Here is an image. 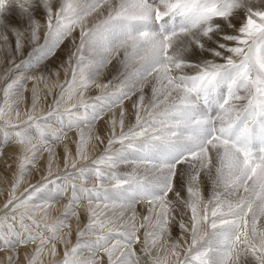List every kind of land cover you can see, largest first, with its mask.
I'll return each mask as SVG.
<instances>
[{"label": "snow or ice", "instance_id": "snow-or-ice-1", "mask_svg": "<svg viewBox=\"0 0 264 264\" xmlns=\"http://www.w3.org/2000/svg\"><path fill=\"white\" fill-rule=\"evenodd\" d=\"M0 52V264H264V0H0Z\"/></svg>", "mask_w": 264, "mask_h": 264}, {"label": "rangeland", "instance_id": "rangeland-1", "mask_svg": "<svg viewBox=\"0 0 264 264\" xmlns=\"http://www.w3.org/2000/svg\"><path fill=\"white\" fill-rule=\"evenodd\" d=\"M7 19L12 23V24H17L18 22H19V14H18V9L17 8H15V7H13V8H11L10 9V15L7 17ZM74 36L77 38V43H78V37H79V32H78V30H77V32L76 33H74ZM10 39H11V37H10ZM73 45L70 43V42H66L65 43V45H63L62 46V48H61V50H59V53H58V55H57V57H55L54 59H52L51 60V62L48 64V68L50 69L49 71H45V75L46 76H48V78H49V82L51 83L53 80H55V77H54V73L55 72H57V71H59L60 72V77H59V80L61 81V82H63L64 81V79H65V75H64V69L65 68H67L68 67V65H67V57H68V55L70 54V52H71V50L73 49ZM31 49H30V47H28V48H26L25 49V54H27V52L28 51H30ZM117 59V60H116ZM118 59L119 58H114L113 59V61H112V64H110L109 66H108V68H107V70H105L104 71V76L105 77H103L104 78V83H106L108 80H110V79H112L111 77H113L114 75H115V72L117 73V69L119 68V64H118ZM116 60V61H115ZM17 62H19V60L17 59ZM61 65H63V67H61ZM7 67V64H6V61L4 60V55H3V52H0V77H3V75H4V71H5V68ZM41 71H44L43 69H41ZM37 74H39V72H37ZM102 74V75H103ZM101 82V81H100ZM102 82V83H103ZM3 85H4V80L2 79V78H0V87H3ZM32 87H33V82L32 81H29L28 82V85H27V88H28V91L25 93V95L28 97V101L26 102V103H29L30 104V100H31V90H32ZM40 87H41V89H43V84H41L40 85ZM96 91V92H94V91ZM90 93H88V95L89 96H93V95H96V94H98L99 93V89H96V88H94ZM146 88H145V90H144V93H145V95H146ZM56 92H58V89H53V95L56 93ZM94 92V93H93ZM41 95L43 96L44 95V93L42 92L41 93ZM134 100L136 99V97L134 96V97H132ZM50 97L48 98V100H44V99H41V102H40V104L38 105V108H44L45 110H46V108H47V104L50 102ZM132 99V100H133ZM129 105H128V104ZM126 104L128 105L127 107H126ZM126 104H125V107L126 108H128V107H131V102H126ZM24 109H25V105L24 104H22V105H20V111H24ZM130 108H128V111H130L129 112V118H131V109L129 110ZM119 111V110H118ZM107 117V116H106ZM105 117V118H106ZM107 119V118H106ZM105 119V120H106ZM102 122V123H101ZM99 124H98V128L99 127H102V125H103V128L100 130V128H99V130H100V132L103 134L104 133V129H105V124H104V121H101ZM102 124V125H101ZM99 125H101V126H99ZM103 130V131H102ZM70 135V137L72 138V139H75V135H74V133H70L69 134ZM72 147V150H73V155H75V146L74 145H72L71 146ZM17 151H18V149H16L15 147H8V148H6L5 150H4V152H5V155L4 156H2V157H0V172L1 171H3L4 170V172H10L7 176H6V178L8 177V176H11V173L13 172V171H15V166H16V160H15V155H16V153H17ZM58 151L60 152V155H61V157L63 156V146L61 145V146H59L58 147ZM89 151H90V154L91 155H96V154H98V152L99 151H102V147L101 148H99V149H97V150H95V151H93L91 148L89 149ZM46 157H47V153H45V156H44V159H42L41 160V162H40V168L41 169H43V167H44V163H45V160H46ZM6 165H12V167L11 168H8V167H6ZM9 170H11V171H9ZM29 180H32V181H35V180H37V179H39V173L38 172H35L34 174H33V176L32 177H29L28 178ZM7 180H8V182L10 183V181L11 180H9L8 178H7ZM26 183H27V181H26ZM26 183H25V185H22V187H21V191L23 190V187L24 186H26ZM1 184H2V186H1ZM5 187V181H0V191H2L3 190V188ZM208 190H209V186L207 185V184H205V191H206V194H207V192H208ZM3 202H4V200L1 202V205H0V207H2V205H3ZM63 203H65V201H62ZM144 205H139L138 206V210L139 211H143V209H144ZM178 233V230H174V232H173V235H176ZM72 238H74V241H75V234H73V237ZM137 249L139 250V246H137Z\"/></svg>", "mask_w": 264, "mask_h": 264}, {"label": "bare ground", "instance_id": "bare-ground-1", "mask_svg": "<svg viewBox=\"0 0 264 264\" xmlns=\"http://www.w3.org/2000/svg\"><path fill=\"white\" fill-rule=\"evenodd\" d=\"M116 60H117V59H116ZM116 60H115V61H116ZM111 64H112V63H111ZM106 70H107V69H106ZM115 74H116V72H115ZM103 77H105L104 74L100 77V81H101V82L99 81L100 83H102V82L104 81V78H103ZM111 78H112V77H111ZM103 83H104V82H103ZM150 89H151V83H149L148 87H146V91H145V92H146V95H145V98H146V99H145V102H146V103L148 102V99H149L150 96H151V91H150ZM144 90H145V89H144ZM93 91H94V90H93ZM94 92H96V91H94ZM94 92H93V93H94ZM132 99H133V98H132ZM133 100H134V99H133ZM128 102H131V101H128ZM127 104H128V103H127ZM127 104H126V107L129 105V104H128V105H127ZM128 108L131 109V107H128ZM130 109H129V110H130ZM131 110H132V109H131ZM116 111H117V114H118V112H119L118 109H117ZM129 112H130V111H129ZM109 115H110V114H109ZM129 117H130V116H129ZM106 118H108V117H106ZM106 118H105V119H106ZM101 123H102V122H101ZM101 125H102V124H101ZM101 125H99V126H101ZM99 128H100V130H101V129L103 128V125H102V127H99ZM99 128H98V129H99ZM102 131H103V130H102ZM101 134H102V133H101ZM9 171H11V170H9ZM9 173H10V172H9ZM9 173H8V172H4V170L1 171V172H0V181H5V178H6V176H7ZM7 178H8L9 180H11V176H8ZM1 186H2V184H1ZM2 201H3V198L0 197V205H1V202H2ZM65 202H66V201H65ZM61 204H63V202H61ZM60 206H61V205H58L57 207H60ZM72 239H73V241H74V238H72Z\"/></svg>", "mask_w": 264, "mask_h": 264}]
</instances>
